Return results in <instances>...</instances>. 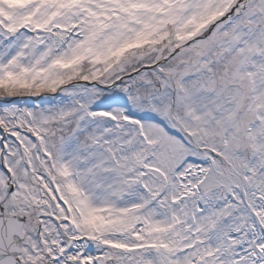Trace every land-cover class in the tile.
Wrapping results in <instances>:
<instances>
[{"label":"snow or ice","instance_id":"6c2138e0","mask_svg":"<svg viewBox=\"0 0 264 264\" xmlns=\"http://www.w3.org/2000/svg\"><path fill=\"white\" fill-rule=\"evenodd\" d=\"M0 264H264V0H0Z\"/></svg>","mask_w":264,"mask_h":264}]
</instances>
